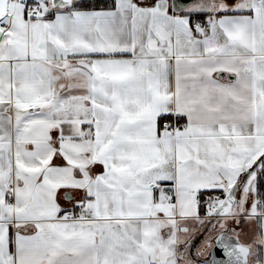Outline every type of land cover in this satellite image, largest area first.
<instances>
[{"label": "snow or ice", "instance_id": "1", "mask_svg": "<svg viewBox=\"0 0 264 264\" xmlns=\"http://www.w3.org/2000/svg\"><path fill=\"white\" fill-rule=\"evenodd\" d=\"M0 264H264V0H0Z\"/></svg>", "mask_w": 264, "mask_h": 264}]
</instances>
